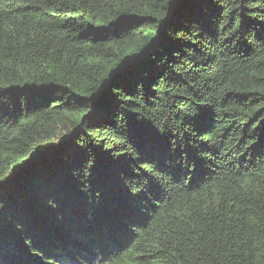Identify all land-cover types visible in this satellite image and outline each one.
Segmentation results:
<instances>
[{
  "label": "trees",
  "instance_id": "1",
  "mask_svg": "<svg viewBox=\"0 0 264 264\" xmlns=\"http://www.w3.org/2000/svg\"><path fill=\"white\" fill-rule=\"evenodd\" d=\"M0 264H264V0H0Z\"/></svg>",
  "mask_w": 264,
  "mask_h": 264
}]
</instances>
